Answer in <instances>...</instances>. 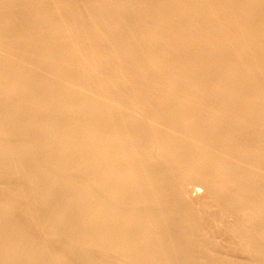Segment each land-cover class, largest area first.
<instances>
[{
  "label": "bare ground",
  "instance_id": "bare-ground-1",
  "mask_svg": "<svg viewBox=\"0 0 264 264\" xmlns=\"http://www.w3.org/2000/svg\"><path fill=\"white\" fill-rule=\"evenodd\" d=\"M0 264H264V0H0Z\"/></svg>",
  "mask_w": 264,
  "mask_h": 264
},
{
  "label": "rangeland",
  "instance_id": "rangeland-1",
  "mask_svg": "<svg viewBox=\"0 0 264 264\" xmlns=\"http://www.w3.org/2000/svg\"><path fill=\"white\" fill-rule=\"evenodd\" d=\"M201 192H202V193H201ZM203 192H204V191H200V192H198V194H197V193H194V194H193V195H194V196H193L194 199H193V197H191V199L197 201V200H198L197 198H199L200 196H202V195H203ZM195 194H197V195H195ZM196 197H197V198H196ZM195 198H196V199H195Z\"/></svg>",
  "mask_w": 264,
  "mask_h": 264
}]
</instances>
